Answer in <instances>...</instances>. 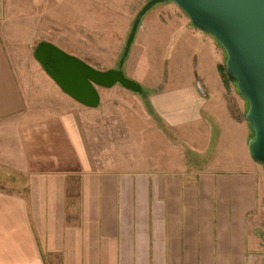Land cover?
Masks as SVG:
<instances>
[{"label":"crops","instance_id":"crops-1","mask_svg":"<svg viewBox=\"0 0 264 264\" xmlns=\"http://www.w3.org/2000/svg\"><path fill=\"white\" fill-rule=\"evenodd\" d=\"M15 1L0 0V264H264L256 219L264 167L249 156L246 118L226 111V54L215 39L167 4L161 11L172 12L159 17L158 33L171 25L168 46L180 40L196 75L152 85L136 79L145 52L136 40L125 64L126 76L148 91L150 115L170 128L191 130L212 112L217 140L194 145L215 152L179 170L101 169L85 121L101 102L88 108L53 80L25 77L19 56L36 20Z\"/></svg>","mask_w":264,"mask_h":264},{"label":"rangeland","instance_id":"rangeland-1","mask_svg":"<svg viewBox=\"0 0 264 264\" xmlns=\"http://www.w3.org/2000/svg\"><path fill=\"white\" fill-rule=\"evenodd\" d=\"M148 1L16 0L15 2L26 5L24 8L28 12L27 16L36 20L35 37L33 40L30 37L24 40L27 44L26 54L19 56V65L25 77H40L44 83L52 80L34 58V50L42 41L57 45L95 69H118L132 26ZM167 4H171L173 10H176L173 2L153 7L142 18L135 39V44L145 47L136 79L150 85L162 81L169 83L182 72L196 75L194 55L180 45V40L175 47L168 46L172 43L170 40L174 41L173 38L166 37L173 35L171 25L158 33L156 25L159 17H167L172 12V7L170 11L165 9L166 13L161 11L160 6ZM130 53L123 66L124 72ZM223 63L221 59V68L225 66ZM221 68L220 78L226 86L223 100L226 111L231 118L244 121L248 103L237 93L236 84L230 79L228 80L231 82L226 80ZM99 92L102 94L101 105L97 109L100 113L84 116L88 149L101 169L179 170L182 167L196 166L206 154L209 157L215 152L214 145L200 152L196 151L194 145L198 141L202 143V147L210 144V133L218 125L217 117L212 112L206 114L205 123L194 124L190 134V129L184 128L183 132L178 128H170L162 119L150 115L146 106L148 91L140 95L126 91L118 84L109 89L99 88ZM216 140L215 137L212 139L213 142ZM256 216L262 234L264 209Z\"/></svg>","mask_w":264,"mask_h":264},{"label":"water","instance_id":"water-1","mask_svg":"<svg viewBox=\"0 0 264 264\" xmlns=\"http://www.w3.org/2000/svg\"><path fill=\"white\" fill-rule=\"evenodd\" d=\"M166 2L176 4L195 28L212 36L224 50L226 74L248 103L245 118L253 133L249 156L264 167V0H149L136 17L118 69H95L47 41L36 46L34 58L63 93L85 107L99 106V88L119 84L142 94V86L126 76L123 66L142 18Z\"/></svg>","mask_w":264,"mask_h":264},{"label":"trees","instance_id":"trees-1","mask_svg":"<svg viewBox=\"0 0 264 264\" xmlns=\"http://www.w3.org/2000/svg\"><path fill=\"white\" fill-rule=\"evenodd\" d=\"M221 70H223V72H224V74H225V77H227L226 79H230L229 77H228V75L226 74V68H225V66H223L222 68H221ZM236 84V83H235ZM239 93V92H238ZM253 137V133L251 134V138Z\"/></svg>","mask_w":264,"mask_h":264}]
</instances>
